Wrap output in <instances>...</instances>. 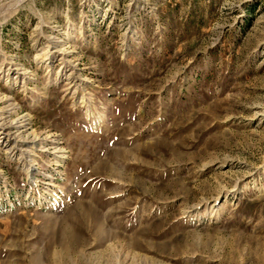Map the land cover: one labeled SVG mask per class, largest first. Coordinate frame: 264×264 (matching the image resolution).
Here are the masks:
<instances>
[{
    "label": "rangeland",
    "instance_id": "374dc122",
    "mask_svg": "<svg viewBox=\"0 0 264 264\" xmlns=\"http://www.w3.org/2000/svg\"><path fill=\"white\" fill-rule=\"evenodd\" d=\"M0 264H264V0H0Z\"/></svg>",
    "mask_w": 264,
    "mask_h": 264
}]
</instances>
